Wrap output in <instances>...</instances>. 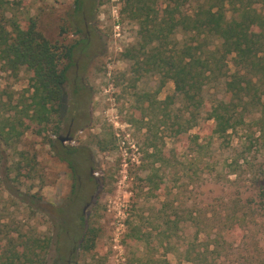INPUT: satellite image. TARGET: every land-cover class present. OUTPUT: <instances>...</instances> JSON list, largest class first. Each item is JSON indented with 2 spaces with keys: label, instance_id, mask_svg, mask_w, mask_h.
Listing matches in <instances>:
<instances>
[{
  "label": "rangeland",
  "instance_id": "374dc122",
  "mask_svg": "<svg viewBox=\"0 0 264 264\" xmlns=\"http://www.w3.org/2000/svg\"><path fill=\"white\" fill-rule=\"evenodd\" d=\"M76 1H1L0 15L32 19L57 48L87 45L73 54L59 114L38 125L15 112L29 128L0 141V255L36 238L48 243L35 249L36 264H191L203 245L205 264H264L262 89L249 93L243 124L218 137L206 112L224 100L232 56L194 106L151 64L152 53L171 56L191 36L177 30L162 47L147 45L119 0ZM1 66L0 126L28 102L30 77ZM88 230L93 245L82 250Z\"/></svg>",
  "mask_w": 264,
  "mask_h": 264
},
{
  "label": "trees",
  "instance_id": "16d2710c",
  "mask_svg": "<svg viewBox=\"0 0 264 264\" xmlns=\"http://www.w3.org/2000/svg\"><path fill=\"white\" fill-rule=\"evenodd\" d=\"M119 1L121 11L139 25V36L147 39V45L156 40L158 47H162L167 42L166 35L177 30L191 36L182 41L171 56H161V51L151 54V64L173 83L176 95L189 104L198 106L202 86L218 75L220 67H225L227 58L232 56L230 59L236 69L225 83L224 100L210 105L206 113L212 120L211 132L218 137L243 124L245 116L240 111L254 105L255 97L252 94L249 97V93L262 89L264 97V0H167L166 4L156 0ZM190 1L194 4L192 10L183 13L182 6ZM2 15L1 71L16 73L24 67L30 73L25 91L28 102H21L18 110L13 106L16 111L0 126V141L9 146L29 128V124L18 118L15 112L22 113L28 122H37L38 125L48 123L53 115L59 114L66 73L74 66L73 54L87 44L84 39H79L75 44L57 48L36 31L32 19L17 23ZM74 30L80 32L77 28ZM208 36L218 40V45L212 49L205 43ZM137 57L133 59L136 64H141ZM235 100L241 107L238 114L237 106L232 104ZM57 129L56 126L55 131ZM93 239V231L88 230L79 247L90 249ZM47 245V241L34 238L29 244L22 245L20 253L11 250L8 256L0 255V264H36L33 261L35 249L44 250ZM191 250L195 253V260H186L191 264H205L206 254L211 253L206 245L196 252Z\"/></svg>",
  "mask_w": 264,
  "mask_h": 264
},
{
  "label": "flooded vegetation",
  "instance_id": "af4514ba",
  "mask_svg": "<svg viewBox=\"0 0 264 264\" xmlns=\"http://www.w3.org/2000/svg\"><path fill=\"white\" fill-rule=\"evenodd\" d=\"M77 68V65H75V69ZM59 139H61L59 136L57 137V140H58V142H60V143H63V142H69V141H71V140H68V139H70V138H65V139H61L62 141H59ZM72 143H73V141H72Z\"/></svg>",
  "mask_w": 264,
  "mask_h": 264
},
{
  "label": "built area",
  "instance_id": "2783aa9c",
  "mask_svg": "<svg viewBox=\"0 0 264 264\" xmlns=\"http://www.w3.org/2000/svg\"><path fill=\"white\" fill-rule=\"evenodd\" d=\"M113 248H116V246L114 245Z\"/></svg>",
  "mask_w": 264,
  "mask_h": 264
},
{
  "label": "water",
  "instance_id": "95a60500",
  "mask_svg": "<svg viewBox=\"0 0 264 264\" xmlns=\"http://www.w3.org/2000/svg\"><path fill=\"white\" fill-rule=\"evenodd\" d=\"M59 141H62L61 139H59Z\"/></svg>",
  "mask_w": 264,
  "mask_h": 264
}]
</instances>
